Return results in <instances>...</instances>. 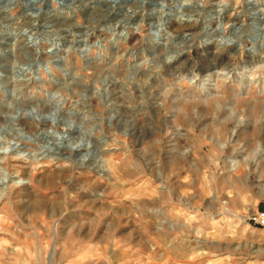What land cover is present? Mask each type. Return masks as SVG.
<instances>
[{"label": "rangeland", "instance_id": "1", "mask_svg": "<svg viewBox=\"0 0 264 264\" xmlns=\"http://www.w3.org/2000/svg\"><path fill=\"white\" fill-rule=\"evenodd\" d=\"M42 1H0V264H264V0Z\"/></svg>", "mask_w": 264, "mask_h": 264}, {"label": "bare ground", "instance_id": "2", "mask_svg": "<svg viewBox=\"0 0 264 264\" xmlns=\"http://www.w3.org/2000/svg\"><path fill=\"white\" fill-rule=\"evenodd\" d=\"M0 1H2V0H0ZM10 1H12V0H10ZM14 1V4H16V1L17 0H13ZM29 1H31V0H24V2H26V3H28ZM33 1H35V2H41L42 0H33ZM51 2H55L56 1V3H59V4H63V3H61V1L62 0H50ZM133 1V0H132ZM131 1V2H132ZM145 1V0H144ZM186 1H188V0H177V2L179 3V9H186V7H184L185 6V2ZM43 2V1H42ZM138 2V1H137ZM152 2V1H151ZM25 3V4H26ZM11 4V3H10ZM129 5V4H128ZM135 5V4H134ZM198 7V6H197ZM200 7V6H199ZM188 8V7H187ZM38 10H41V8L39 7V8H37ZM189 9V8H188ZM194 10V9H193ZM193 12V11H192ZM181 12L179 11H176V18H178V21L179 22H183V21H186V22H188V21H197V19H191V16L192 15H189V14H183L182 13V15H179ZM183 16H187V18H183ZM147 18V17H146ZM37 19V18H36ZM144 19V18H143ZM232 34H234V33H232ZM32 36V35H31ZM129 36H130V34L127 32V30L125 29H123L122 31H119V33H115L114 34V39L116 40V41H119V40H124V39H127V38H129ZM186 36L187 35H184V36H182V38L183 39H186ZM219 37H220V39H225V43L226 44H229V46H235V44H236V42H238L239 41V38H240V36L239 35H234V36H231V35H229V36H226V35H224V34H219L218 35ZM260 38H262V36L260 35L259 37H257V38H254V40L255 41H258V43L254 46L255 48H254V52H261V53H264V43H262L261 42V39ZM19 39H20V37H16V35H15V42H13L12 44H13V48H17V44H18V42H19ZM22 39V38H21ZM188 39V38H187ZM25 41H27V38H25ZM158 42V41H157ZM264 42V41H263ZM22 43V42H21ZM159 43V42H158ZM155 45H157V43L156 44H154L153 46H155ZM23 46H24V48H26V49H29L30 51H32L33 52V57H31L30 56V59H28L27 61H29V65H30V68H29V70L30 71H28V68H25V67H23V66H20V67H18V70L15 72V74L12 76V78L15 80V82H21L22 80H23V78H25L26 76H28L29 74H38L42 69H43V65L40 63V62H37V60L36 59H38L37 58V56L39 55V53H40V50H39V47H38V44L36 43V41H34V40H32V41H29L28 43H24L23 44ZM162 46V45H161ZM227 46V45H226ZM21 47V46H20ZM11 50V49H10ZM19 50V49H18ZM25 51V50H24ZM14 52V51H13ZM12 53V52H11ZM29 53V52H28ZM23 55H24V53H23ZM24 57V56H23ZM22 57V58H23ZM26 57V56H25ZM21 58V59H22ZM218 65H220V63L218 62V61H215V65H214V67L215 66H218ZM28 72H30V73H28ZM47 73H48V71H46ZM7 79H8V77H7ZM25 80V79H24ZM10 81V80H9ZM40 82V81H39ZM40 83H42V82H40ZM16 84V83H15ZM22 86H24V85H26L24 82H22V84H21ZM22 86H21V88H22ZM13 88H17V87H13ZM20 90V89H19ZM13 91H15V89H13ZM95 91V90H94ZM122 94V93H121ZM130 94V93H129ZM15 95V94H14ZM16 96V95H15ZM53 96V95H52ZM52 96H50V97H52ZM13 99V98H12ZM53 99V98H52ZM19 101H22L21 100V98L19 97V99H18ZM14 101H17V98H15V100ZM38 106H40V104L39 105H34V108H39ZM261 114H262V117H264V110L261 112ZM114 115V114H113ZM224 115V114H223ZM23 116H24V114H23ZM110 116V115H109ZM37 119V118H36ZM36 119H34V120H36ZM38 120V119H37ZM116 121V120H115ZM258 121V120H257ZM261 126L262 127H264V123H262L261 124ZM18 130H20V132H21V129H15L14 131L15 132H18ZM19 133V132H18ZM18 133L15 135L16 136V138H14V139H12L11 141L9 140L8 142H7V144H5V146H3V147H1L0 148V160H2V157L5 155H10V154H12L13 156H15V157H27V158H32V159H34V160H37L38 159V155L39 154H35V152L34 153H30V152H26V151H24V150H21V143H20V141H21V139H22V137L20 136V135H18ZM42 133H44V131H42L41 132V134ZM45 133H47V134H50V136H51V138H55V139H60V137L61 136H63V134H60V133H57L56 131H52V130H48V131H45ZM256 134V133H255ZM36 136V135H35ZM56 136V137H55ZM38 138V137H37ZM37 138H35V139H37ZM95 143L96 144H98V145H100V141H99V139L97 138L96 139V141H95ZM78 146H73V147H71L70 148V150H75V151H81L79 148H77ZM102 147V146H101ZM52 149V148H51ZM48 150V149H47ZM46 150V151H47ZM69 150V151H70ZM52 152V151H51ZM255 152V151H254ZM77 153V152H76ZM40 155H45L44 153H42V154H40ZM69 155V154H68ZM79 155V154H78ZM255 155V154H254ZM48 156H55L54 157V159H59L60 157H61V155H58V153L56 154V153H53V154H48L47 155V157ZM87 156V154H85V155H82V158H83V160H82V162H81V164L80 165H83L84 164V160H85V157ZM80 157H81V155H80ZM94 160V159H93ZM78 163V162H77ZM86 163V162H85ZM99 165L97 166V169H99L100 171H104L103 169H104V165H102L101 164V166L99 167ZM10 182H12V183H14V184H20L21 182H22V180L21 179H19V178H17V177H10L9 176V174H8V172L4 169V168H1V170H0V185L1 186H6L7 184H9ZM141 260V259H140Z\"/></svg>", "mask_w": 264, "mask_h": 264}, {"label": "water", "instance_id": "3", "mask_svg": "<svg viewBox=\"0 0 264 264\" xmlns=\"http://www.w3.org/2000/svg\"><path fill=\"white\" fill-rule=\"evenodd\" d=\"M31 1H33V0H31ZM66 1H68V0H62L61 3H65Z\"/></svg>", "mask_w": 264, "mask_h": 264}, {"label": "built area", "instance_id": "4", "mask_svg": "<svg viewBox=\"0 0 264 264\" xmlns=\"http://www.w3.org/2000/svg\"><path fill=\"white\" fill-rule=\"evenodd\" d=\"M262 223L264 224V220H262Z\"/></svg>", "mask_w": 264, "mask_h": 264}]
</instances>
